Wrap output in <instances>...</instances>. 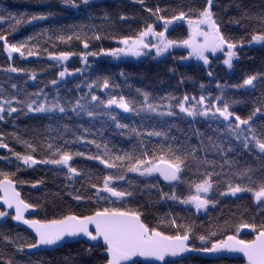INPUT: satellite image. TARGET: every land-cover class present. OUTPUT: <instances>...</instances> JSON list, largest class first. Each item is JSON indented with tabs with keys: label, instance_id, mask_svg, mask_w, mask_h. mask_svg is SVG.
Segmentation results:
<instances>
[{
	"label": "snow or ice",
	"instance_id": "obj_1",
	"mask_svg": "<svg viewBox=\"0 0 264 264\" xmlns=\"http://www.w3.org/2000/svg\"><path fill=\"white\" fill-rule=\"evenodd\" d=\"M66 8L77 11H89L96 6L95 0H59ZM141 5L145 12L154 17L153 23H145L143 29L139 30L135 36H125L118 43L122 47H115L105 50L101 48L99 52L87 51L79 53L81 61L88 66V57L107 56L120 58L121 56L142 57L150 56L157 59L169 53L170 49L183 47L188 50L187 56H180L179 60L186 61L195 59L202 61L203 65L210 64L208 54L215 55L217 52L224 53L223 64L229 69L233 68V61L238 60L239 52L244 48L243 40L237 42L224 34L216 9V0H204V4L199 8H183L170 17L164 15L167 8L159 5L149 7L145 0H134ZM239 8L240 6L237 5ZM52 13L33 14L27 22L32 20H46ZM27 13H22L19 18L9 14L15 24L24 22ZM107 17V12L104 13ZM8 18L0 14V23L6 22ZM121 20L126 19L120 16ZM257 22V27L250 33L247 43L249 46L259 44L264 47V12L249 15L244 11L239 19H232L230 22L238 25L242 21ZM162 22V23H161ZM177 22H186L187 36L181 40L169 39L167 33L169 27ZM160 25L163 30L158 31L156 26ZM15 27V26H11ZM75 35L77 40L81 39ZM59 40H72L73 36L64 35L58 37ZM96 40L101 36L96 35ZM0 41L3 42V51L9 60L13 59V54L18 53L20 57L25 56L26 43H11L5 34H0ZM84 49L89 48L87 40H83ZM154 52V55H153ZM31 48L27 49L28 56L38 55ZM77 53L71 51H60L59 53H49L48 59L58 63L67 61ZM4 71L10 73L25 72L23 68L9 65ZM77 73L82 69H76ZM170 71L175 72L172 68ZM208 76L213 73L208 71ZM59 77L71 76L73 73L64 67L59 72ZM121 76H126L122 71ZM264 80V76L259 77ZM29 79L35 80L36 73L32 72ZM258 75H249L242 84L231 85L234 88H255L254 81ZM183 82V80H181ZM53 86L58 84V80L50 81ZM13 89L17 88L12 84ZM97 87V82L87 84L88 93L78 96L74 101L71 99L61 102L57 95L52 100L48 99V94L44 89H39L34 93H26L25 99L18 96L6 97L0 94V121H5L6 116L12 117L14 113H35L54 114L60 113L67 116L69 113L80 116L87 115L92 119L105 117L108 121L115 123V128L121 131L119 134L128 140L135 137V143L130 148L119 149L113 152L108 143L101 145L95 140H88L86 143L94 144L98 150L94 155H88V160L98 161L104 169L111 170L103 176L102 186L97 183H90V187L95 189L89 197L80 194L79 189H74L75 178L81 176V172L72 166L75 156H85L84 152H71L64 150L62 146L55 145L51 140L44 142L45 156L42 159L36 158L37 146L23 140L13 134L17 143L27 150L25 153L15 151L4 142L3 134L0 133V149H7L11 157H15L17 171L21 165L32 167L34 165L54 166L63 172L66 180L72 181L66 184L67 195L79 202L84 199L90 200L96 205L94 211L88 215H77L74 213L63 214L51 219H28L25 212L37 206L21 198L17 191L18 181L13 177L15 172L0 169V202L3 209L0 210V221L10 217L11 220L27 225L34 232L31 242L15 244L8 235H3L7 244H12L17 252L28 250H39L41 247L58 246L66 238L86 237L92 244L86 251L91 254L95 248L103 247V264H144L134 258L143 257L147 264H180L186 259L185 254L191 253H239L246 259L247 264H264V223H241L232 234L225 230L223 238H217L216 231H209L206 235L195 236V226L193 224L178 222L175 216L165 214L159 221V226H150L144 217L143 205L136 207L130 205L135 201V197L140 194L137 189L141 187L139 180L145 182L144 188L156 189L159 194L158 201H173L185 206L188 211L195 209V213L201 210L207 211L209 206L217 207L220 198L238 197L241 193H250L258 208H264V106H256L251 114L246 118L236 114L232 109V104L238 101H229L224 98V86L216 85L221 90V94L215 97L204 95L199 98L185 94L182 99L176 97H162L161 101L168 100V103L154 102L150 99V94L137 92L143 96V103L135 106L133 101L126 99L123 95H110L107 99H102L94 94L93 89ZM114 85H110L107 77L99 83V90H107ZM201 84L200 88L204 89ZM79 89V85H77ZM0 93L3 89L0 88ZM175 100L176 103H171ZM16 105V106H14ZM113 106L124 113L155 114L159 118L174 117L179 120H187L191 124L197 121L206 123L205 131L193 128L191 135L184 134L181 139L177 135H172L171 130L175 128L177 132L183 130L176 123L168 124L166 129L141 130L137 127H129L128 124L121 123L118 116L112 111ZM178 109V111H177ZM260 121V128L255 126V122ZM167 121L165 120V123ZM87 131V129H85ZM192 136L196 137V143H192ZM158 138L155 143L151 138ZM83 141V137H78ZM68 141H65L67 144ZM102 149V150H101ZM247 153L253 156L255 166L246 164L241 167L238 157ZM230 154L231 157H230ZM213 157V158H210ZM0 160H12L9 156H0ZM66 170V171H65ZM257 173L260 175L257 177ZM129 174H133L130 178ZM166 182L169 191H164L160 186V180ZM155 181L152 183L151 181ZM247 181V182H245ZM123 182V183H121ZM226 184V188L221 185ZM126 185V186H125ZM33 187L36 185L33 184ZM183 186L186 195L179 191ZM75 193V194H74ZM107 206H101V202ZM14 210V214L8 211ZM173 229L168 233L162 227ZM243 228L251 230L254 238H240L239 233ZM198 239L200 246H195L193 241ZM102 241V245L101 242ZM5 264H13L12 260L5 261Z\"/></svg>",
	"mask_w": 264,
	"mask_h": 264
},
{
	"label": "trees",
	"instance_id": "obj_2",
	"mask_svg": "<svg viewBox=\"0 0 264 264\" xmlns=\"http://www.w3.org/2000/svg\"><path fill=\"white\" fill-rule=\"evenodd\" d=\"M95 3L96 6L89 11H77L64 7L59 0H0V14L8 18L6 22L0 23V34H5L11 43H26L25 56L20 57L18 53H14L13 59L9 60L3 51V42L0 41V88L3 89V93L0 94L6 97L15 95L23 100L26 98V93L44 89L49 100L58 95L63 103L67 99L74 101L78 96L85 95L89 91L87 84L97 82V87L93 89V92L102 99H107L110 95H123L126 99L133 101L135 106H140L143 103V96L137 92V89L149 93L151 101L166 104L169 101H161L162 97L182 99L187 94L190 97L199 98L202 92L206 96L215 97L221 94V90L216 87L219 83L224 86L225 99L230 102L238 101L232 104L231 110L243 118L251 114L256 106H264V80L259 78L264 76V47L259 44L249 46L247 43L250 33L258 26L257 22L245 20L241 25L230 22L232 19H239L244 11H247L249 15L264 12V0H216L218 7L214 11L219 17L224 34L234 41L243 40L245 42L244 48L239 52L240 58L233 61L231 69L223 64L221 55L210 56L208 66L194 59L181 61L179 57L186 56V50L181 48L171 49L169 53L158 59L142 56L132 62L125 61L123 57L114 59L107 56H89L88 66H85L79 53L99 52L101 48L105 50L114 48L118 45V40L125 36H135L139 30L143 29L145 23H153L155 20L134 0H95ZM145 4L149 7L159 5L161 8H167L168 11L163 14L170 17L182 8L185 11L189 6L199 8L204 4V0H145ZM237 5L240 7L238 8ZM105 11L108 14L107 17L104 15ZM49 12L52 14L46 20L27 22L33 14ZM22 13L28 15L19 25H16L15 20L9 17L11 14L19 18ZM120 16L126 19L121 20ZM156 28L162 27L157 25ZM74 34L79 35L81 39L77 40ZM60 35H64L65 38L72 35L73 39L61 41L58 39ZM96 35H100L101 39L96 40ZM167 35L169 39L175 40L186 38V22H177L170 26ZM83 40L88 41V49H84ZM28 48L39 54L28 56ZM60 51H71L77 55L60 63L48 59L49 53ZM9 65L23 68L25 72L4 71ZM64 67L74 73L61 80L58 74L64 70ZM78 68L82 69V72L77 73L75 70ZM172 68L176 71H170ZM122 71L126 76L120 75ZM208 71H211L213 75L208 76ZM32 72L36 73L35 80L29 79ZM249 75H258L257 81H254V89L231 87V85L242 84ZM105 77L114 87L101 91L99 83H102ZM53 79L58 80L56 86L50 83ZM13 83L17 85L16 89L11 87ZM201 84L205 86L204 89L200 88ZM171 103L175 104L176 101L172 100ZM112 111L121 123L141 130H151L153 126L158 130L166 129L168 124L176 123L183 133L173 128L171 134L181 139L184 138V134L191 135L193 128H198L203 132L207 127L206 123L199 121L190 125L189 121L174 117L159 118L155 114L124 113L115 106ZM255 126L260 128L259 120L255 122ZM121 131L126 132L127 130L116 129L115 123L108 121L105 117L94 120L84 114L76 116L72 113L65 116L60 113L35 114L25 111L14 113L12 117L6 116L5 121H0V133L3 134L4 142L15 151L25 153L27 150L15 141L13 134L36 145L37 152L34 155L38 159L45 156L43 145L46 140H51L55 145L62 146L67 151L84 152L85 156H75L71 161L72 166L81 172V176L75 178L74 189H79L84 197L91 196L95 191L90 187V183L102 186L103 176L111 171L104 169L98 161L87 159L88 155H94L98 150L94 144H88L86 141L95 140L101 145L108 143L109 148L115 153L121 148H130L136 140L135 137L128 140L125 136H121L119 134ZM78 137H83L84 140H78ZM157 139L151 138L153 143ZM65 141L68 143L65 144ZM192 143H196L195 136H192ZM4 155L9 156L12 163L0 160V169L15 172L16 176L13 178L24 182L16 185L21 198L37 206L34 208L33 215L29 216L30 218L51 219L68 213L88 215L94 211L96 205L90 200L84 199L77 202L66 194L72 189H66L65 185L71 184L72 181L66 180L63 172L56 170L54 166L27 167L21 165L20 171H17V163L20 162H17L15 157H11L7 149H0V156ZM238 159L241 167L246 164L255 166L256 163L253 156L247 153ZM256 175L258 177L260 174ZM132 176L133 174H129L130 178ZM139 182L141 187L137 189V192L140 194L135 197V201L130 206L143 205V218L153 227L159 226V221L165 214H170L175 216L178 222L193 224L195 236L216 231L217 238H223L222 233L225 230L228 234H232L241 223H264V208L257 207L250 193L238 194L239 198H220L217 207L209 206L207 211L201 210L200 213H195V209L188 211L185 206L170 200L155 202L159 199L156 189L144 188L145 182L142 178ZM33 184L36 186L33 187ZM159 186L164 191H169L162 180ZM221 187L226 188V184H222ZM179 191L187 194L183 186ZM101 206L107 205L102 201ZM2 209L0 206V210ZM161 227L165 232L173 231L171 228ZM0 233L10 236L15 244L31 242L34 237L30 232L16 225L10 217L0 221ZM3 235H0V264H5L7 260H12L13 264H103V247L95 248L89 254L86 250L91 245L82 240L64 243L51 250L28 253L26 249L23 252H17L12 244L4 241ZM239 236L252 239L254 234L250 229L243 228ZM193 243L197 247L200 246L198 239H195ZM180 264H243V261L240 257L209 259L187 255L186 259L180 261Z\"/></svg>",
	"mask_w": 264,
	"mask_h": 264
},
{
	"label": "water",
	"instance_id": "obj_3",
	"mask_svg": "<svg viewBox=\"0 0 264 264\" xmlns=\"http://www.w3.org/2000/svg\"><path fill=\"white\" fill-rule=\"evenodd\" d=\"M123 59L125 61H128V62H132V61H136L138 58L137 57H132V56H123ZM162 180V179H161ZM163 181V180H162ZM164 182V181H163ZM166 183V182H165ZM18 191V190H17ZM0 195H2V193H0ZM0 206L3 208L2 206V202H0ZM8 211L12 212V214H14V210H11L9 209ZM35 209H29L28 211L25 212V217L28 218V219H36V218H30L29 216L33 215ZM16 225H18L19 227L27 230L28 232H30L33 236L35 235L34 232H32V230L30 228H28L27 225H23L19 222H16V221H13ZM254 238V237H253ZM78 240H82V241H85L86 243L92 245V244H95L96 242H90L87 240L86 237L84 238H66V240L64 242H62L60 245L58 246H52V247H48V248H45V247H41L39 250H28L26 249V251L28 253H35V252H38V251H43V250H51V249H55L59 246H61L62 244L64 243H69V242H74V241H78ZM101 245H102V241L100 242ZM103 252H104V249H103ZM187 255H197V256H200V257H205V258H209V259H216V258H220V257H240L243 261V264H247L246 262V259L242 256V254H239V253H220V254H211V253H191V254H185V256ZM138 261H141V262H144V263H147L145 261V258L143 257H137V258H134Z\"/></svg>",
	"mask_w": 264,
	"mask_h": 264
},
{
	"label": "rangeland",
	"instance_id": "obj_4",
	"mask_svg": "<svg viewBox=\"0 0 264 264\" xmlns=\"http://www.w3.org/2000/svg\"><path fill=\"white\" fill-rule=\"evenodd\" d=\"M170 28V27H169ZM158 31H160V30H163L162 28H160V29H157ZM119 41V40H118ZM117 41V42H118ZM115 47H122V45H120L119 43H118V45L117 46H115ZM114 47V48H115ZM176 48H181V49H185V48H183V47H176ZM174 49V48H173ZM171 50V49H170ZM186 50V56H187V54H188V50L187 49H185ZM153 55H154V52H153ZM216 55H221L222 56V58L224 59L225 57H224V53L223 52H217L215 55H213V54H211V53H209L208 54V56H209V60H210V56H216ZM123 56H121V58H122ZM110 58H113V57H110ZM159 58H161V57H159ZM115 59V58H114ZM158 59V58H157ZM194 59V58H193ZM195 60V59H194ZM187 61V60H186ZM197 61V60H196ZM198 62H201V63H203L202 61H198ZM83 65H84V63H83ZM69 71V70H68ZM69 72H71V73H74L73 71H69ZM68 75H66L65 77H67ZM72 76V75H71ZM64 77V78H65ZM64 78H60L59 77V79H64Z\"/></svg>",
	"mask_w": 264,
	"mask_h": 264
}]
</instances>
